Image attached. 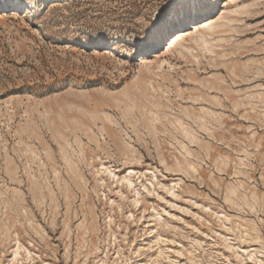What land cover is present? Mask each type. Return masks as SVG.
<instances>
[{
  "label": "rangeland",
  "instance_id": "1",
  "mask_svg": "<svg viewBox=\"0 0 264 264\" xmlns=\"http://www.w3.org/2000/svg\"><path fill=\"white\" fill-rule=\"evenodd\" d=\"M0 0V264H264V0Z\"/></svg>",
  "mask_w": 264,
  "mask_h": 264
},
{
  "label": "snow or ice",
  "instance_id": "2",
  "mask_svg": "<svg viewBox=\"0 0 264 264\" xmlns=\"http://www.w3.org/2000/svg\"><path fill=\"white\" fill-rule=\"evenodd\" d=\"M21 9L29 8L25 0H19ZM211 0H166L164 5L149 26L140 31L138 39L128 45L133 49L132 58L143 55L148 49H153L161 41L167 42L177 32L190 30L200 22V18L210 9Z\"/></svg>",
  "mask_w": 264,
  "mask_h": 264
}]
</instances>
